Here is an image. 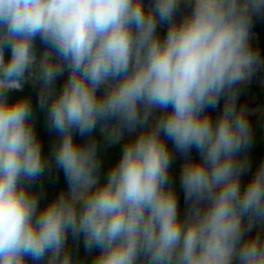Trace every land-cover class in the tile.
Returning <instances> with one entry per match:
<instances>
[{
	"label": "clouds",
	"instance_id": "9594fccd",
	"mask_svg": "<svg viewBox=\"0 0 264 264\" xmlns=\"http://www.w3.org/2000/svg\"><path fill=\"white\" fill-rule=\"evenodd\" d=\"M261 15L264 0H0V264H89L69 235L91 264H264V158L252 171L237 103L264 67ZM25 82L57 136L49 158L30 99L9 98ZM97 131L123 142L103 178ZM50 161L67 190L41 205Z\"/></svg>",
	"mask_w": 264,
	"mask_h": 264
},
{
	"label": "trees",
	"instance_id": "16d2710c",
	"mask_svg": "<svg viewBox=\"0 0 264 264\" xmlns=\"http://www.w3.org/2000/svg\"><path fill=\"white\" fill-rule=\"evenodd\" d=\"M144 2L147 4L148 0H144ZM157 30L163 34L165 31V26L158 25ZM251 31L253 33L252 43L254 47L259 50L262 59H264V15L253 17ZM35 47L37 54H39L40 50L43 48L39 38L36 39ZM4 54L5 58L7 59L9 50L6 49ZM63 79V76L57 78V88L62 85ZM238 88L239 96L237 103L239 106H243L249 110L248 120L252 130V141L247 150V155L249 161L251 162V169L254 171L257 162L264 158V67L258 70L249 82L239 85ZM21 95L27 96L30 99L33 111L32 123L41 143V151L46 158H49L51 156L52 147L55 140L57 139V136L48 127L45 110H42L39 107L38 87L31 82H25L23 90L21 92H17L15 90L11 91L9 93V98L12 99ZM222 105L223 101L221 100L220 104L215 110L209 109V114L213 119L220 108H222ZM94 135L98 144V155L101 162L100 175L101 178H103L110 166L118 158L123 142L108 146L105 144L98 131ZM74 138L79 143H83L89 139V137H81L75 132ZM193 150L196 152L195 149ZM249 175H251V172L242 175V186L244 183H246ZM169 176L173 181L177 194L178 211L182 215L185 204L184 194L179 182V175L169 173ZM31 187L40 195V204L44 205L49 199L56 196L61 190H67V182L62 169L55 167L54 163L50 161L44 174L33 181ZM68 244L74 258V254L78 255L81 253V255L90 259L89 264H91L92 256L85 251L82 238L79 241H74L71 235H69Z\"/></svg>",
	"mask_w": 264,
	"mask_h": 264
}]
</instances>
